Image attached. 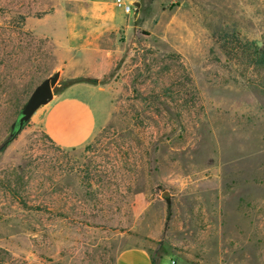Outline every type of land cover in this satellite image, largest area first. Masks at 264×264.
<instances>
[{
    "label": "rangeland",
    "instance_id": "374dc122",
    "mask_svg": "<svg viewBox=\"0 0 264 264\" xmlns=\"http://www.w3.org/2000/svg\"><path fill=\"white\" fill-rule=\"evenodd\" d=\"M64 1L0 0V264H264V0H134L106 60L36 29Z\"/></svg>",
    "mask_w": 264,
    "mask_h": 264
},
{
    "label": "crops",
    "instance_id": "0c3cea01",
    "mask_svg": "<svg viewBox=\"0 0 264 264\" xmlns=\"http://www.w3.org/2000/svg\"><path fill=\"white\" fill-rule=\"evenodd\" d=\"M125 1L134 2V0ZM64 2V4L59 5L53 4V13L38 18L36 29L39 32L48 31L49 35L53 37V42L61 49L76 54L85 52L89 55L101 51L104 52L103 60H106L108 52L101 45L109 41L107 37L109 33L115 32L124 25L122 21L123 11L116 7L115 0H79L77 6L73 9L67 8V0ZM89 73L98 74L97 71ZM80 86L73 85L71 88H79ZM61 95L62 93L57 96V99ZM47 110L41 120L42 131L52 143L59 145L53 139V133L51 132L53 115L48 120L46 117ZM93 135V132L89 133L84 142L73 147L84 145L93 138ZM59 146L64 148L61 145Z\"/></svg>",
    "mask_w": 264,
    "mask_h": 264
},
{
    "label": "water",
    "instance_id": "95a60500",
    "mask_svg": "<svg viewBox=\"0 0 264 264\" xmlns=\"http://www.w3.org/2000/svg\"><path fill=\"white\" fill-rule=\"evenodd\" d=\"M133 6L137 7L135 13L138 11V2H134ZM60 72L55 71L50 76L44 78L38 85L35 86L30 93L26 102L19 111L16 121L11 125V133L8 141H11L15 135L21 130L25 123L29 120L31 115L42 105L48 103L53 98V88L58 82ZM167 191L163 192V196H167Z\"/></svg>",
    "mask_w": 264,
    "mask_h": 264
},
{
    "label": "built area",
    "instance_id": "2783aa9c",
    "mask_svg": "<svg viewBox=\"0 0 264 264\" xmlns=\"http://www.w3.org/2000/svg\"><path fill=\"white\" fill-rule=\"evenodd\" d=\"M115 5L116 7L120 8L125 14L134 12V6L132 2H126L125 0H115ZM168 264H177V261L174 258H170Z\"/></svg>",
    "mask_w": 264,
    "mask_h": 264
}]
</instances>
